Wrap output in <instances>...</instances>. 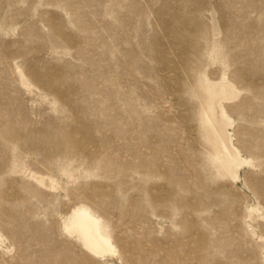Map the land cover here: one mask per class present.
<instances>
[{"label": "rangeland", "instance_id": "rangeland-1", "mask_svg": "<svg viewBox=\"0 0 264 264\" xmlns=\"http://www.w3.org/2000/svg\"><path fill=\"white\" fill-rule=\"evenodd\" d=\"M0 264H264V0H0Z\"/></svg>", "mask_w": 264, "mask_h": 264}, {"label": "bare ground", "instance_id": "bare-ground-1", "mask_svg": "<svg viewBox=\"0 0 264 264\" xmlns=\"http://www.w3.org/2000/svg\"><path fill=\"white\" fill-rule=\"evenodd\" d=\"M225 89L227 91H224V92L228 94L229 93L228 89L227 88H225ZM225 89H223V90H225ZM217 90H216V92H219V90H221V89H219L218 91ZM211 91H212V89H211ZM220 92H222V91H220ZM227 94L224 96H227ZM218 95L221 96V94H217V96ZM222 95H223V92H222ZM225 99H227V98H225ZM208 103H209L211 109H214L216 111L217 108L215 107V105H216L215 101L214 102L210 101ZM215 111H214V113L216 114L217 112H215ZM223 124H224V122H223ZM79 219H80V223L78 222L79 224L75 227V231L78 233L80 239L82 240V243H84V246H86L89 250H92L93 252H95L96 254H99L101 256L105 253H113V250H111L109 248L108 243L105 241V239L103 240V238L99 235V233H98L99 231H97V229H96V220L89 214L81 215V217Z\"/></svg>", "mask_w": 264, "mask_h": 264}]
</instances>
